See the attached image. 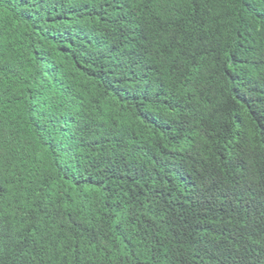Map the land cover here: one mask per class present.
Returning a JSON list of instances; mask_svg holds the SVG:
<instances>
[{"label": "trees", "instance_id": "1", "mask_svg": "<svg viewBox=\"0 0 264 264\" xmlns=\"http://www.w3.org/2000/svg\"><path fill=\"white\" fill-rule=\"evenodd\" d=\"M0 264H264V0H0Z\"/></svg>", "mask_w": 264, "mask_h": 264}]
</instances>
